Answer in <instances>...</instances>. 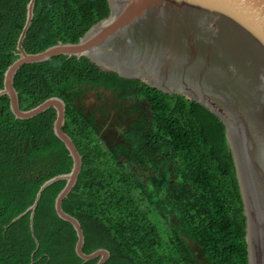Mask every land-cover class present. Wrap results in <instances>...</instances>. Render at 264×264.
<instances>
[{"label": "trees", "instance_id": "1", "mask_svg": "<svg viewBox=\"0 0 264 264\" xmlns=\"http://www.w3.org/2000/svg\"><path fill=\"white\" fill-rule=\"evenodd\" d=\"M29 1L0 0V89L5 71L18 59ZM109 13L107 0H36L23 47L33 54L59 42L77 43ZM14 86L22 110L51 97L66 104L63 130L83 165L62 206L81 224L83 252L108 250L105 264H199L188 238L209 264H249L243 199L226 129L216 115L183 96L104 73L85 57L26 64ZM93 91L107 94L117 111L134 114L122 142L111 148L102 142L94 113L78 105ZM55 119L53 108L16 119L8 97H0V264L98 261L77 256L76 232L56 214L65 181L47 187L39 200L33 223L38 247L29 214L7 227L34 203L46 181L72 168L54 134Z\"/></svg>", "mask_w": 264, "mask_h": 264}, {"label": "water", "instance_id": "2", "mask_svg": "<svg viewBox=\"0 0 264 264\" xmlns=\"http://www.w3.org/2000/svg\"><path fill=\"white\" fill-rule=\"evenodd\" d=\"M109 15L93 25L77 43L59 42L38 53L23 47L36 0L27 4L26 23L17 42L18 59L5 71L0 97L7 96L16 119L56 111L55 136L72 158L69 173L46 181L34 203L15 221L34 215L44 190L65 181L55 199L57 216L72 225L75 252L84 261L110 258L106 249L83 252L80 222L63 209L78 183L82 156L63 130L66 104L58 97L29 110L20 107L14 80L26 64L56 56L85 57L104 73L139 80L168 95H180L216 115L226 129L243 199L249 264H264V0H107ZM34 236V233H33ZM35 238V236H34ZM37 247L38 242L35 238Z\"/></svg>", "mask_w": 264, "mask_h": 264}, {"label": "rangeland", "instance_id": "3", "mask_svg": "<svg viewBox=\"0 0 264 264\" xmlns=\"http://www.w3.org/2000/svg\"><path fill=\"white\" fill-rule=\"evenodd\" d=\"M78 105L87 114L94 113L97 125L102 128L100 136L105 146L111 148L117 143L122 142L121 133L127 128V122L133 119V113H130L126 109H123L122 112L117 111L108 95L102 94L101 91L88 93L80 102H78ZM123 105L124 108H127L130 106V103H123ZM98 108L105 109L107 114L105 115L101 113ZM172 221L175 222L174 219H172ZM186 240L196 257L197 262L199 264H209L203 250L198 247L197 243L188 238H186Z\"/></svg>", "mask_w": 264, "mask_h": 264}]
</instances>
